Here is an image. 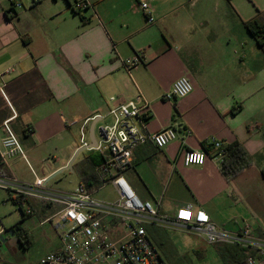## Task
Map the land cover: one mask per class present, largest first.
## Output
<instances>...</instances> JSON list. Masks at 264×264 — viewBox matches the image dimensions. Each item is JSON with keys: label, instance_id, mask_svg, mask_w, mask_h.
<instances>
[{"label": "crops", "instance_id": "0c3cea01", "mask_svg": "<svg viewBox=\"0 0 264 264\" xmlns=\"http://www.w3.org/2000/svg\"><path fill=\"white\" fill-rule=\"evenodd\" d=\"M20 1L22 7H13L10 0H0V144L3 122L16 114L11 125L28 160L21 156L11 160V176L24 167L31 175L26 182L34 181L32 171L48 180L80 149L83 125L90 144V127L98 123L94 137L95 144L100 143L99 128L111 124L107 123L112 118L111 97L125 103L140 94L149 105V114L142 115L147 131L173 127L179 137L162 149L152 144L137 147L123 171L138 197L158 210L161 222H144L153 242L163 244L160 235L167 228L206 239L190 226L176 224L178 211L187 208L205 211L227 232L239 233L249 226L252 238L264 241L263 229L228 226L233 220L236 224L232 202L248 200L255 211V186L264 190V53L242 24L264 9V0H146L153 7L154 24H146L139 0ZM82 1L88 7L79 11L76 5ZM197 8L202 14L198 17ZM220 8H227L226 15L235 24H209L206 14ZM138 53L142 63L128 72L123 61ZM183 76L191 81L193 92L183 99H165ZM212 138L243 148L251 165L232 178L211 158L204 166H184L183 152L204 149ZM50 156L53 163L41 162ZM106 159L107 152L95 149L79 154L73 163L79 184L86 186L81 170L97 177V168ZM109 186L113 187L93 190L94 197ZM13 192L8 190L10 197ZM115 194V199H96L113 203L116 190ZM15 198V204L20 200L31 210L22 212L24 219L39 213L49 221L61 209L30 197ZM105 222L114 224L112 217ZM127 230L114 225L111 236L119 239ZM212 245L224 264H244L226 244Z\"/></svg>", "mask_w": 264, "mask_h": 264}, {"label": "built area", "instance_id": "2783aa9c", "mask_svg": "<svg viewBox=\"0 0 264 264\" xmlns=\"http://www.w3.org/2000/svg\"><path fill=\"white\" fill-rule=\"evenodd\" d=\"M41 1L43 0H33L34 4ZM10 2L13 7H22L20 0ZM137 6L144 14L146 22L154 24V10L151 4L146 0H139ZM87 7L88 3L85 1L76 5L79 11ZM141 63V53L123 61L128 72ZM1 92L4 94L2 88ZM192 92L191 81L183 76L174 82L164 98L174 101L186 98ZM110 100L113 107L109 116L113 118V122L103 126L104 135L95 148L101 153L107 152V159L97 168L96 174L100 187L112 185L115 188L118 195L115 202L98 201L94 197V192L82 183L72 192L60 195L50 193L47 181L36 176L34 171L32 172L35 179L32 183L21 182L13 176L0 175V188L14 191L18 196L61 206L57 214L60 221L58 227L65 229L60 235L61 245L56 251L45 255L38 264H167L144 227V222L162 221L158 210L151 203L143 202L138 197L123 171L130 165L133 151L137 147L152 144L159 149L165 148L179 138L178 132L173 127L156 133L148 132L142 115L149 114V105L140 94L136 99L125 103H118L116 97H111ZM16 118L14 114L2 124L5 136L0 144V157L7 166L18 156L28 162L24 148L11 125ZM85 126L86 124L81 128L80 148L88 146ZM32 131L33 129L28 126L27 132ZM209 145L212 148L211 153L204 149L185 150L184 166H204L208 158H211L222 168L229 154L227 146L216 138H212ZM17 204L21 212H31L23 211L20 200ZM108 217L114 220L112 227L105 222ZM175 222L180 226H190L204 235L210 244H229L247 249L248 255L244 264H264V241L253 239L249 226L239 233L227 232L219 229L205 211L193 212L191 208L179 210ZM114 225L127 227L128 230L122 237L115 239L111 236ZM7 232L4 227H0V242H8L5 239ZM10 233L12 236L16 235L14 230H10Z\"/></svg>", "mask_w": 264, "mask_h": 264}, {"label": "rangeland", "instance_id": "374dc122", "mask_svg": "<svg viewBox=\"0 0 264 264\" xmlns=\"http://www.w3.org/2000/svg\"><path fill=\"white\" fill-rule=\"evenodd\" d=\"M199 10V8L194 9L196 17L202 15ZM226 10L227 8L224 11L220 8V11L212 9V12H208L206 15L209 24H235L233 19L226 15ZM228 10L231 14V10ZM261 11H264V9H261ZM196 17L194 18L195 22L198 20H196ZM112 122L113 119L110 118L107 123ZM74 134L79 141V132L76 131ZM41 162L51 164L54 162V158L50 156L48 159L44 158ZM41 162H39V165H41ZM16 175L21 182L31 179L28 169L25 170L24 167L18 168ZM46 185L50 193L60 195L74 191L79 185V178L74 171L66 170L47 181ZM246 189H249L248 184ZM255 189L257 203L252 202L255 211L251 209L248 200L240 198L236 204L233 201L231 207L233 208L232 213L236 217V224L233 220L228 222V226L243 227L248 224L254 232L259 229L264 230V190L257 185ZM17 196L18 194L13 192L10 197L8 190L0 188V227H4L8 231L5 234V239L8 242H0V263L38 264L43 256L60 247V235L65 229L58 227L60 223L58 218L45 221L46 218H41L39 213L24 219L19 205L13 202V198L16 199ZM96 198L115 199V190L110 186L99 190L96 193ZM23 209L26 211L28 209L27 205ZM48 215L51 216V212ZM256 216L257 218H255ZM17 225L28 234L31 242L30 246H23L18 241L17 235H11L10 230H13ZM160 238L163 244H160L157 240L155 244L167 264H224L216 246L208 243L203 236L195 232H189L181 228H167L162 231Z\"/></svg>", "mask_w": 264, "mask_h": 264}, {"label": "trees", "instance_id": "16d2710c", "mask_svg": "<svg viewBox=\"0 0 264 264\" xmlns=\"http://www.w3.org/2000/svg\"><path fill=\"white\" fill-rule=\"evenodd\" d=\"M77 14L81 12L75 11ZM84 19V18H83ZM244 26L249 34L255 39L258 46L264 53V11L259 10L258 13L251 19L244 21ZM204 149L208 152H212L210 145H205ZM229 151L228 156L226 157L223 166L222 172L227 177H235L241 173L246 167L251 165L252 161L248 153L239 146H227ZM0 175L11 176V173L8 169V166L2 161L0 157ZM81 182L85 183L87 188L91 191L98 189L100 187V181L97 179L93 171H80ZM20 243L23 246H30L31 242L28 234L21 229L19 225L13 228ZM25 242V243H24ZM227 251L233 255V257L240 261H245L246 256L248 255V250L241 248L236 245H225Z\"/></svg>", "mask_w": 264, "mask_h": 264}, {"label": "water", "instance_id": "95a60500", "mask_svg": "<svg viewBox=\"0 0 264 264\" xmlns=\"http://www.w3.org/2000/svg\"><path fill=\"white\" fill-rule=\"evenodd\" d=\"M98 123L97 122H93L91 127H90V144H88L87 147H84V148H80L76 154L73 156L72 160L70 161L69 165L64 168L63 170L61 171H58L54 176H52L51 178H49L47 181H49L50 179H52L53 177H55L56 175L62 173L63 171H66V170H71V171H74L73 170V163L75 162V160L77 159V157L79 156V154L87 151V150H92V149H95L97 147V144L96 143V138L94 137V133H95V128H96V125ZM99 132V136H103L104 135V131H103V127L99 128L98 130Z\"/></svg>", "mask_w": 264, "mask_h": 264}]
</instances>
